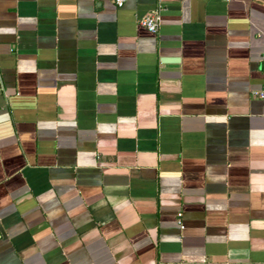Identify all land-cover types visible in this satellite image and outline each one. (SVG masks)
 Returning a JSON list of instances; mask_svg holds the SVG:
<instances>
[{"label": "crops", "instance_id": "1", "mask_svg": "<svg viewBox=\"0 0 264 264\" xmlns=\"http://www.w3.org/2000/svg\"><path fill=\"white\" fill-rule=\"evenodd\" d=\"M263 85L264 0H0V264H264Z\"/></svg>", "mask_w": 264, "mask_h": 264}, {"label": "built area", "instance_id": "2", "mask_svg": "<svg viewBox=\"0 0 264 264\" xmlns=\"http://www.w3.org/2000/svg\"><path fill=\"white\" fill-rule=\"evenodd\" d=\"M206 1V0H204ZM125 0H116L117 7L121 8L124 5ZM161 21V9H156L137 20V23L146 29L151 34H156L158 32ZM259 100L264 103V85L261 90L257 93Z\"/></svg>", "mask_w": 264, "mask_h": 264}]
</instances>
